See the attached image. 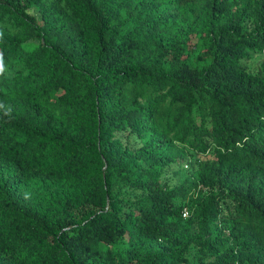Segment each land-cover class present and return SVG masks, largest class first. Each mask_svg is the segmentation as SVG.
<instances>
[{"label":"trees","instance_id":"16d2710c","mask_svg":"<svg viewBox=\"0 0 264 264\" xmlns=\"http://www.w3.org/2000/svg\"><path fill=\"white\" fill-rule=\"evenodd\" d=\"M263 52L264 0H0V264H264Z\"/></svg>","mask_w":264,"mask_h":264},{"label":"rangeland","instance_id":"374dc122","mask_svg":"<svg viewBox=\"0 0 264 264\" xmlns=\"http://www.w3.org/2000/svg\"><path fill=\"white\" fill-rule=\"evenodd\" d=\"M30 12L32 13V11ZM244 27L247 33L251 32L255 27L253 19H248L247 22H245ZM244 66L248 69V72L252 74L261 73L264 68V52L260 54H252L249 60L244 61ZM208 159L212 160V157L189 154L187 160L183 162L184 169L188 171V174L195 173L198 170L199 166ZM173 178L174 177L172 175V172H167L164 179L170 180ZM189 203L186 205L187 209L189 207Z\"/></svg>","mask_w":264,"mask_h":264},{"label":"built area","instance_id":"2783aa9c","mask_svg":"<svg viewBox=\"0 0 264 264\" xmlns=\"http://www.w3.org/2000/svg\"><path fill=\"white\" fill-rule=\"evenodd\" d=\"M183 216L184 217H187L188 216V211L187 210L184 211Z\"/></svg>","mask_w":264,"mask_h":264}]
</instances>
